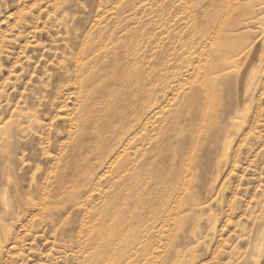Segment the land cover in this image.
<instances>
[{
  "label": "rangeland",
  "instance_id": "rangeland-1",
  "mask_svg": "<svg viewBox=\"0 0 264 264\" xmlns=\"http://www.w3.org/2000/svg\"><path fill=\"white\" fill-rule=\"evenodd\" d=\"M263 32L264 0H0V264H264ZM124 44L155 50V122L117 165L92 151L119 122L90 95ZM207 120L227 132L201 144Z\"/></svg>",
  "mask_w": 264,
  "mask_h": 264
},
{
  "label": "bare ground",
  "instance_id": "bare-ground-1",
  "mask_svg": "<svg viewBox=\"0 0 264 264\" xmlns=\"http://www.w3.org/2000/svg\"><path fill=\"white\" fill-rule=\"evenodd\" d=\"M209 1V0H207ZM226 2V1H225ZM224 2V4H225ZM229 2V1H228ZM194 3V1H193ZM217 3V2H216ZM227 3V2H226ZM231 3V1H230ZM223 6V5H222ZM219 7V6H217ZM227 9V7H226ZM229 12V10H228ZM179 13V12H178ZM239 13V12H238ZM248 15V14H247ZM250 16V15H248ZM225 17V16H224ZM250 18V17H249ZM225 19V18H223ZM223 21V20H222ZM163 24V23H162ZM187 24V23H186ZM215 24V23H214ZM219 25H221L219 23ZM217 25V26H219ZM197 26V25H196ZM214 26V25H213ZM218 28V27H217ZM216 28V29H217ZM167 30V29H166ZM218 29L216 30V33ZM209 32V31H208ZM215 33V34H216ZM154 34V32H153ZM193 34V33H192ZM208 34V33H207ZM206 34V36H207ZM264 34V32H263ZM148 35V34H147ZM177 35V34H176ZM205 36V37H206ZM209 36V35H208ZM204 37V38H205ZM215 38V36H212V38ZM211 38V40L209 41H213ZM262 39H264L262 37ZM142 40V39H141ZM215 40V39H214ZM256 40V39H255ZM200 41V40H199ZM208 41V43H210ZM259 41V40H258ZM257 41V42H258ZM261 41V40H260ZM182 42V41H181ZM204 42H202L203 44ZM212 43V42H211ZM260 43V42H259ZM212 44H216V43H212ZM264 44V43H262ZM208 45V44H207ZM258 45H256L257 47ZM260 46V44H259ZM146 47V46H145ZM191 47V46H190ZM207 47V46H205ZM255 46L252 45L251 43H245L242 42L240 47H239V52L243 51V48L246 50L245 53L247 55L248 53V57H249V61L247 63V65L244 67V69L241 70L240 72V78L242 76H247L249 79L248 81H252L254 78L257 79V84L256 87L259 85V79L260 77L257 75V69L258 66L254 65L255 62H257L254 58L255 56V52L256 48H254ZM201 48V47H198ZM204 48V47H202ZM208 48V47H207ZM259 48V47H258ZM143 49L142 46L135 48L132 50L130 49L129 45L124 44L123 46H121V54L123 53V55L128 58L130 57V55H133V59L132 61H128L129 64H127L126 66H123V63L118 64L115 68H113L112 70H107L105 73V81L103 82L105 85V91L97 94V89H93L91 92L90 97H94L97 99V97H99L102 101H106L108 103L107 106H105V114L106 112L107 114V118H111V117H115V119H118V125H115L117 127H114L115 132H117L119 135L117 137H115V132L114 130L111 131V134L107 136V138H104V140L106 139V144H105V149L103 147H101V145L93 147L92 151H94L95 153L98 152L97 155H99L98 160L102 161L104 158L105 160H111V156H116L118 150L120 149L121 152H124L128 146L132 145L133 143H135L136 141V135L139 133H135L136 135H134V131L137 125H131V123L137 122L138 125L142 124L144 120H146L147 123H153L155 122L153 120L154 115H155V102H154V83L155 81H153V76H154V68H153V63H154V58L153 55L155 53H153L154 49H151V51L148 52L147 55H142L139 54V50ZM115 50V49H114ZM248 50V51H247ZM259 50V49H257ZM261 50V49H260ZM155 51V50H154ZM184 51V50H183ZM202 51V50H201ZM214 51V50H213ZM223 53V51H226V49L223 47L221 50H218V54ZM264 51V48L263 50ZM207 52V50L205 51ZM244 52V51H243ZM80 53V52H79ZM263 53V52H262ZM188 54V53H187ZM210 54V53H209ZM208 54V55H209ZM226 54H224L223 56H225ZM257 55V54H256ZM119 56V55H118ZM216 56V55H215ZM258 56L259 53H258ZM114 57H117V55H115ZM244 57V56H242ZM80 59V58H78ZM242 59V58H241ZM259 60V58H257ZM79 61V60H77ZM169 61V60H168ZM188 61V59H187ZM238 61V60H237ZM242 61V60H241ZM240 61V62H241ZM76 62V61H75ZM127 62V61H125ZM124 62V63H125ZM222 62V61H221ZM165 64V63H164ZM213 64V63H212ZM239 64V62H238ZM164 66V65H163ZM222 64L220 65H215L213 67V72H219L220 69L222 68ZM182 67V66H181ZM262 67V66H261ZM164 69V68H163ZM179 69V68H178ZM261 69V68H260ZM176 71V70H175ZM260 71V70H259ZM212 72V73H213ZM172 73V72H171ZM183 73V72H182ZM181 73V75H182ZM180 74V73H179ZM212 76V75H211ZM174 77V75H173ZM183 77V76H182ZM200 77V76H199ZM177 78V77H176ZM216 78V77H215ZM122 81L124 84L123 87H121V91L117 90L116 88L113 89L112 87H109V82H113V81H117V80ZM246 81V80H245ZM247 81V82H248ZM180 82V80H179ZM178 82V83H179ZM241 82V80H239L238 84ZM243 82V81H242ZM246 82V84H247ZM177 83V85H178ZM206 83V82H205ZM133 84H135L136 86H134ZM181 84V82H180ZM244 84V83H243ZM206 85V84H205ZM210 85V84H207ZM215 85V83H214ZM237 85V82H236ZM86 86H87V82H86ZM173 86V85H172ZM176 86V85H175ZM224 86V85H222ZM245 86V85H244ZM168 87V86H167ZM183 87V85H182ZM207 87V86H205ZM204 87V88H205ZM180 88V87H179ZM176 89V88H175ZM241 89V87H240ZM246 89V88H245ZM180 90V89H179ZM173 91V90H171ZM240 91V90H239ZM174 93H176L175 91H173ZM243 92V90H242ZM241 92V94H242ZM167 93V92H166ZM168 95V94H167ZM170 95V94H169ZM175 96V94H174ZM179 96V95H178ZM202 96V95H201ZM201 96L198 93H194L193 94V98H191L189 101V103H191L192 106H194V103H196V105L194 107H196V109L201 110L202 111V101H201ZM103 97L105 99H103ZM207 98V97H206ZM239 101H238V106L242 107L248 97H245L244 94H242L240 97L238 96ZM170 100V99H169ZM168 100V101H169ZM205 100V98H204ZM82 102V100L80 101V103ZM102 103V102H101ZM164 103V102H163ZM185 103V101H184ZM206 103V102H205ZM116 104H121L119 107L116 106ZM175 104V103H174ZM166 105V104H165ZM127 107L130 109V112L126 111L125 108L123 107ZM168 106V105H167ZM171 106V105H170ZM81 107V104H80ZM97 110H94V108L89 107V103L88 101L85 104V109L84 111H80V116L79 119H81L82 116H85L84 119V126L80 128V133L83 135H86V133H90L91 135H95L98 134L99 136V140L102 142L103 139L101 137V134L99 132V127H98V121L99 120H95L96 117V113L97 112H101V110H98V106L95 105ZM206 108V107H205ZM196 110V111H198ZM195 113V110H193ZM205 111V110H203ZM79 114V113H78ZM99 117H102V115H100ZM74 118V117H73ZM72 118V119H73ZM93 122V125H90V123ZM212 120H207V125H206V130H207V138L201 139V141L199 140V143L202 144V141H207L206 143L210 144L213 140L214 141H219L221 139V135L225 134L227 132V129L224 132H219V134H216L215 136H211L209 135V131L207 126L209 125V123H211ZM18 122V121H17ZM33 124V123H32ZM146 124V123H145ZM129 125H131L130 127H128ZM154 126V125H153ZM156 128V127H155ZM24 129V128H23ZM22 129V130H23ZM153 129V128H152ZM162 129V127H161ZM25 130V129H24ZM142 130V129H141ZM140 130V132H141ZM147 130V129H146ZM157 130V129H156ZM89 131V132H88ZM150 131H154V130H150ZM24 132V131H23ZM232 132V131H229ZM22 133V131H21ZM26 133V132H25ZM140 136V135H139ZM17 137V136H16ZM22 139V137H20ZM133 146V145H132ZM219 149V148H217ZM129 155V154H128ZM96 156V155H95ZM114 156V158H115ZM120 157V156H119ZM97 159V157H96ZM188 159V158H187ZM124 160V159H123ZM121 161V160H120ZM105 162V161H104ZM108 162V161H107ZM112 164H117L118 163V157L116 156L115 160L111 161ZM124 163V162H122ZM133 163V162H132ZM110 164V163H109ZM119 165V164H117ZM189 165V164H188ZM111 166V164H110ZM80 168V167H78ZM14 171V170H13ZM191 172V170H190ZM86 173V172H85ZM7 176V175H6ZM79 176V175H78ZM8 177V176H7ZM9 179V178H8ZM212 181H215V178L212 177ZM5 186V185H4ZM7 187V186H5ZM4 188V187H3ZM4 191V190H3ZM17 191V190H16ZM5 192V191H4ZM18 193V191H17ZM2 194V193H1ZM5 195V193H3ZM10 197V196H9ZM2 200H4V203L6 205H8L9 203H7V200H5V198H3ZM3 203V204H4ZM4 206V205H3ZM264 227V226H262ZM263 229V228H262ZM261 230V229H260ZM260 234V233H259ZM261 235V234H260ZM259 235V236H260ZM259 238V237H258ZM261 238V237H260ZM256 242V241H255ZM258 242V241H257ZM256 242V243H257ZM263 242V241H262ZM261 242V243H262ZM257 247V244H256ZM264 249V248H263ZM260 252V251H259ZM258 252V253H259ZM264 257V256H263ZM253 258V257H252ZM258 258V257H257ZM260 258V257H259ZM261 259V258H260ZM256 260V259H255ZM259 262V261H258ZM257 262V263H258Z\"/></svg>",
  "mask_w": 264,
  "mask_h": 264
}]
</instances>
